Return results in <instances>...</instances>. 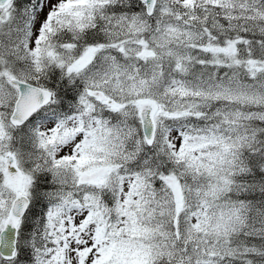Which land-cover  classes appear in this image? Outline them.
Returning a JSON list of instances; mask_svg holds the SVG:
<instances>
[{
	"label": "snow or ice",
	"instance_id": "obj_1",
	"mask_svg": "<svg viewBox=\"0 0 264 264\" xmlns=\"http://www.w3.org/2000/svg\"><path fill=\"white\" fill-rule=\"evenodd\" d=\"M0 264H264V0H0Z\"/></svg>",
	"mask_w": 264,
	"mask_h": 264
}]
</instances>
